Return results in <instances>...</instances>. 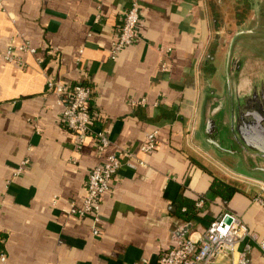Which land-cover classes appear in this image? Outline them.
Returning <instances> with one entry per match:
<instances>
[{
    "label": "crops",
    "instance_id": "0c3cea01",
    "mask_svg": "<svg viewBox=\"0 0 264 264\" xmlns=\"http://www.w3.org/2000/svg\"><path fill=\"white\" fill-rule=\"evenodd\" d=\"M1 1L0 52L13 47L17 59L0 54V252L7 256L0 264L156 262L226 211L264 234L257 180H233L193 138L212 40L207 0H138L140 36L115 58L112 42L133 0ZM24 40L36 51L19 50ZM50 74L67 85H92L91 108L101 117L96 125H107V150L123 156L102 195L98 234L91 213L66 209L82 204L89 169L106 150L94 134L76 146L48 88ZM142 97L145 105L130 102ZM153 130L155 148L141 151ZM214 177L236 190L216 193ZM248 264H264L256 243Z\"/></svg>",
    "mask_w": 264,
    "mask_h": 264
},
{
    "label": "built area",
    "instance_id": "2783aa9c",
    "mask_svg": "<svg viewBox=\"0 0 264 264\" xmlns=\"http://www.w3.org/2000/svg\"><path fill=\"white\" fill-rule=\"evenodd\" d=\"M0 4L2 1L0 0ZM141 20V6L138 0H133L131 5L124 12L122 23L118 34L112 42L110 56L115 58L117 54L139 38V23ZM17 48L21 51L35 52L29 40L22 41ZM14 48L8 47L0 54L8 60L17 59L14 55ZM162 68L168 69L166 61L162 62ZM48 88L57 95L58 103L63 107L61 116L62 122L76 134V146H81L89 134H94L98 140L100 150H106L104 159L91 167L86 178V196L81 205L72 203L66 210L70 214L85 216L91 213L94 219V233L100 232L99 224L102 221L101 199L102 195L110 188L111 179L117 174L124 160L122 154L116 151L107 150L111 139L108 127L100 120L97 113L91 108V99L94 89L88 82H75L67 85L59 75L50 74L47 80ZM133 105H145L147 99H130ZM157 130L146 135L140 145L144 152L152 151L157 144ZM132 155L133 151H125ZM261 183V190L264 191V183ZM264 205V199L257 195L255 197ZM205 200L199 198L197 206H202ZM257 244L264 251V234L252 230L244 219L232 212L226 211L213 219L202 232L200 237L185 238L179 240L175 245L167 248L161 253L158 261L151 262L146 258L130 264H215L221 258L229 259L226 264H248L252 246ZM6 254L0 252V261L5 263Z\"/></svg>",
    "mask_w": 264,
    "mask_h": 264
},
{
    "label": "water",
    "instance_id": "95a60500",
    "mask_svg": "<svg viewBox=\"0 0 264 264\" xmlns=\"http://www.w3.org/2000/svg\"><path fill=\"white\" fill-rule=\"evenodd\" d=\"M202 70L193 138L230 171L264 183V13L228 34Z\"/></svg>",
    "mask_w": 264,
    "mask_h": 264
},
{
    "label": "flooded vegetation",
    "instance_id": "af4514ba",
    "mask_svg": "<svg viewBox=\"0 0 264 264\" xmlns=\"http://www.w3.org/2000/svg\"><path fill=\"white\" fill-rule=\"evenodd\" d=\"M207 7L212 24V40L205 70H211L213 54L217 47L222 45L226 36L256 8L264 13V0H207Z\"/></svg>",
    "mask_w": 264,
    "mask_h": 264
},
{
    "label": "trees",
    "instance_id": "16d2710c",
    "mask_svg": "<svg viewBox=\"0 0 264 264\" xmlns=\"http://www.w3.org/2000/svg\"><path fill=\"white\" fill-rule=\"evenodd\" d=\"M211 189L216 193H220V194H225V192H227V194L228 193L232 194L236 190V187L227 183L221 178L214 177V180L211 185Z\"/></svg>",
    "mask_w": 264,
    "mask_h": 264
},
{
    "label": "rangeland",
    "instance_id": "374dc122",
    "mask_svg": "<svg viewBox=\"0 0 264 264\" xmlns=\"http://www.w3.org/2000/svg\"><path fill=\"white\" fill-rule=\"evenodd\" d=\"M207 155H208L209 157H211L210 159H214V160H216L218 163H220V162H219L217 159H215V157H214L213 155H211L210 153L207 152ZM214 160H213V161H214ZM220 164H221L223 167H225L227 170H229L225 165H223L222 163H220ZM220 164H219V165H220ZM228 173H229V177H231V178H232V177H236V178H237V179H236V178H232L233 180H234V179H236V180H238V179H245V178H244L245 176L239 175V174L234 173V172H232V171H230V170H229ZM231 178H229V179H231ZM238 181H240V180H238ZM252 182H253V181H252ZM254 182H256V184H255L256 186H257V185H259V186L261 185V183H259L258 181H254ZM259 186H258V187H259ZM260 187H261V186H260Z\"/></svg>",
    "mask_w": 264,
    "mask_h": 264
}]
</instances>
